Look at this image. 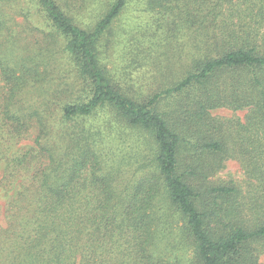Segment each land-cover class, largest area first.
<instances>
[{"label": "trees", "instance_id": "1", "mask_svg": "<svg viewBox=\"0 0 264 264\" xmlns=\"http://www.w3.org/2000/svg\"><path fill=\"white\" fill-rule=\"evenodd\" d=\"M126 1L85 29L62 7L71 0H5L26 5L8 14L5 5L0 46L18 45L5 36L17 15L39 37L20 55L0 48V194L10 193L1 264H178L156 252L163 226L179 238L169 253L186 246L189 264H262L264 0H147L169 18L166 29L195 30L198 41L185 75L144 98L99 59ZM220 107L245 111L243 120L212 116ZM100 109L153 142L147 164L137 152L136 170L146 171L122 195L100 174L123 143L90 123ZM31 134L32 147H16ZM229 158L247 177V208L236 186L209 184ZM163 194L167 219L157 206ZM174 216L183 222L176 229Z\"/></svg>", "mask_w": 264, "mask_h": 264}, {"label": "rangeland", "instance_id": "2", "mask_svg": "<svg viewBox=\"0 0 264 264\" xmlns=\"http://www.w3.org/2000/svg\"><path fill=\"white\" fill-rule=\"evenodd\" d=\"M69 1V0H67ZM114 0H71L70 4H63L62 7L70 15L73 21L82 28H90L92 23L98 20L111 6ZM19 5L25 6V2L5 3L0 1V17L5 19V5H7L6 14L11 13L12 7ZM33 13V10H30ZM147 6V0H127L126 6L120 15L113 21L111 28L104 34L98 46L99 59L102 65L110 71L123 86L127 84L132 93L144 98L155 91L160 90L167 82L179 80L184 75L195 55L196 44L198 41V32L195 30L189 33L187 29L179 31L168 30L166 25L169 18H159L158 14ZM34 17V16H33ZM33 18V22H37ZM27 20L21 15L11 20L13 35L11 32L5 33L7 40L13 37V42L18 45L10 47L5 39V44L0 48L7 55L14 51L16 55L23 53V50H33L35 40L39 37ZM147 57V60H145ZM128 75V76H127ZM76 94L79 93L75 92ZM214 117L223 120L240 119L243 120L245 111H234L226 107H220L211 111ZM90 123L102 126L104 132H111L112 137L123 140L112 155L115 163H109L102 168L101 175L107 174L112 179V187L118 195H122L124 190H129L136 178L146 170H136L139 163H148L153 158L152 139L139 129H126L118 123L109 109H100L96 115L90 117ZM33 146V134L28 135L26 139L16 143L17 148H30ZM134 147V148H132ZM111 148V145H109ZM15 149V148H14ZM142 154L141 161H138V154ZM124 158V162L118 164ZM119 165V167H118ZM209 184L221 185L228 184L236 186L239 190V200L242 207H249L252 202L248 195L249 184L247 177L235 158L226 160L224 167L209 177ZM9 194L1 192L0 194V226L5 227V207ZM166 194L158 198L157 206L162 213L163 219H167L173 209L168 205ZM173 228L177 225H183L181 220L175 216ZM178 236L173 231L167 235V226H163L156 240V252L160 255H166L167 261L178 264H189L191 253L186 246L183 251H173L176 255L169 253V242L178 241ZM1 259V256H0ZM260 261L264 264V252L260 256ZM0 260V264H1Z\"/></svg>", "mask_w": 264, "mask_h": 264}]
</instances>
